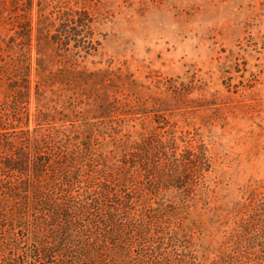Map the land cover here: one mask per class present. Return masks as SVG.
Returning a JSON list of instances; mask_svg holds the SVG:
<instances>
[{
    "label": "trees",
    "instance_id": "1",
    "mask_svg": "<svg viewBox=\"0 0 264 264\" xmlns=\"http://www.w3.org/2000/svg\"><path fill=\"white\" fill-rule=\"evenodd\" d=\"M95 4L0 0V264H264V180L199 211L202 88L83 67Z\"/></svg>",
    "mask_w": 264,
    "mask_h": 264
},
{
    "label": "rangeland",
    "instance_id": "2",
    "mask_svg": "<svg viewBox=\"0 0 264 264\" xmlns=\"http://www.w3.org/2000/svg\"><path fill=\"white\" fill-rule=\"evenodd\" d=\"M93 2L104 35L79 59L83 67H122L143 84L195 79L202 88L208 105L180 123L212 160L199 211L264 180V0Z\"/></svg>",
    "mask_w": 264,
    "mask_h": 264
}]
</instances>
